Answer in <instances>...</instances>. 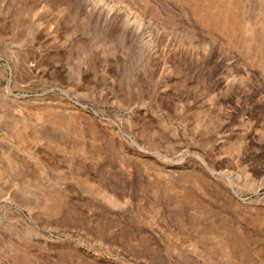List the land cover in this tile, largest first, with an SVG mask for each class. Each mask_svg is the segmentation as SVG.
Listing matches in <instances>:
<instances>
[{"label": "rangeland", "instance_id": "obj_1", "mask_svg": "<svg viewBox=\"0 0 264 264\" xmlns=\"http://www.w3.org/2000/svg\"><path fill=\"white\" fill-rule=\"evenodd\" d=\"M0 264H264V0H0Z\"/></svg>", "mask_w": 264, "mask_h": 264}, {"label": "bare ground", "instance_id": "obj_2", "mask_svg": "<svg viewBox=\"0 0 264 264\" xmlns=\"http://www.w3.org/2000/svg\"><path fill=\"white\" fill-rule=\"evenodd\" d=\"M122 7H123V6H122ZM125 8H127V7H125ZM127 11H128V10H127ZM128 13H129V12H128ZM2 151L4 152V151H9V150H8V149L6 148V146H5V148H4ZM12 154H13V153H12ZM9 159H10V158H9ZM9 161H10V160H9ZM2 162H3V161H2ZM5 163H6V162H5ZM8 164H9V163H8ZM8 164H6V165H8ZM12 167H13V166H12ZM34 170H35V169H34ZM34 170H33V171H34ZM20 173H21V172H20ZM21 174H22V173H21ZM7 175H8V174H7ZM22 179H23V177H22Z\"/></svg>", "mask_w": 264, "mask_h": 264}, {"label": "water", "instance_id": "obj_3", "mask_svg": "<svg viewBox=\"0 0 264 264\" xmlns=\"http://www.w3.org/2000/svg\"><path fill=\"white\" fill-rule=\"evenodd\" d=\"M10 91V90H9ZM96 112V111H95ZM210 172H212L209 168H207ZM234 193H236L235 191H234ZM237 194V193H236Z\"/></svg>", "mask_w": 264, "mask_h": 264}]
</instances>
